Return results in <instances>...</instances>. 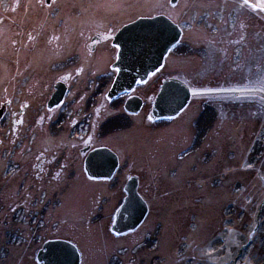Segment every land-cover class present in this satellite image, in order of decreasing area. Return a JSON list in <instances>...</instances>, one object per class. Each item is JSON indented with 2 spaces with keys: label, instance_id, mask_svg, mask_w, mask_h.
<instances>
[{
  "label": "rangeland",
  "instance_id": "obj_1",
  "mask_svg": "<svg viewBox=\"0 0 264 264\" xmlns=\"http://www.w3.org/2000/svg\"><path fill=\"white\" fill-rule=\"evenodd\" d=\"M169 1L0 0V104L9 101L0 122V264H38L55 236L77 247L79 264H264V0ZM159 14L182 34L145 90L173 76L190 88L188 104L159 123L143 113L119 119L96 135L120 157L114 178L78 176L61 192L34 158L42 143L30 148L26 125L12 121L15 77L40 72L27 61L58 17L67 50L80 45L89 63L87 43L102 32L113 63L119 29ZM129 175L148 211L118 236L111 226Z\"/></svg>",
  "mask_w": 264,
  "mask_h": 264
},
{
  "label": "flooded vegetation",
  "instance_id": "obj_2",
  "mask_svg": "<svg viewBox=\"0 0 264 264\" xmlns=\"http://www.w3.org/2000/svg\"><path fill=\"white\" fill-rule=\"evenodd\" d=\"M54 12L56 13V11ZM62 18L55 19L57 25L54 24L49 36L38 39L32 62L27 61L28 67L36 64L40 72L33 71L31 76L27 74L16 76L14 79L16 99L13 101L14 105H17V111L12 115V121L16 120L20 126L24 122L27 133L25 138L30 148L34 147L35 142L42 143L43 150L35 152V160H39L40 164L45 165V175L48 177V181L54 183L55 188L61 189V192H67L68 186L72 184L67 183L69 179H72L71 181L78 186V182H76L78 176L88 182L97 183L110 181L117 174L120 168L119 155L108 144L96 143V141L97 137L99 139L100 133L107 135L108 131L112 132L119 119L130 121L132 117L143 113L152 121H157L155 123L171 120L154 118L151 115V110L163 81L173 78V76L160 77L152 90H145V84L149 80L151 81V78H156L163 67L162 65L150 74L146 81H137L130 92L111 100L108 99L107 93L117 74V70L112 67L117 58V52L114 54L113 63L107 62L113 53L108 48L107 35L96 32L87 43V53L90 56L89 63L85 62L84 57L80 55V45L67 50L66 40L60 39V28L64 27ZM112 40L110 41L111 46L118 51V48L112 44ZM81 59H84V62L78 64ZM34 78L42 79V82L40 83ZM130 97H136L141 101V106L136 113H129L124 109V104ZM8 102V100L4 102L6 106L0 122L9 115L6 111ZM21 103L23 104L20 105ZM206 106L208 104H204V107ZM22 118H26V120L23 121ZM66 131H69L70 134L66 135ZM101 147L113 152L117 157L118 165L110 178H91L86 172L85 160L90 152ZM72 161H74L73 167ZM131 176L135 175H129V178ZM136 179L138 182L137 177ZM127 180L122 187L123 192ZM48 240L65 239L55 236Z\"/></svg>",
  "mask_w": 264,
  "mask_h": 264
},
{
  "label": "water",
  "instance_id": "obj_3",
  "mask_svg": "<svg viewBox=\"0 0 264 264\" xmlns=\"http://www.w3.org/2000/svg\"><path fill=\"white\" fill-rule=\"evenodd\" d=\"M176 1L170 0L169 3L173 5ZM181 34L179 25L163 14L139 17L123 25L112 40V44L118 48L117 58L112 65L117 74L107 98L114 99L130 92L137 81H146L150 74L162 67L166 55L178 44ZM189 100L190 89L185 84L173 78L165 79L155 96L151 115L154 118H175ZM140 106V99L130 97L124 109L136 113ZM4 109L3 104L0 107V118ZM117 165V157L103 147L90 152L85 160L89 177L97 179L110 178ZM137 185L135 176H131L125 184V197L115 213L111 227L116 235L137 229L147 214V204L138 194ZM36 261L39 264H79L80 255L77 247L67 240H47L37 252Z\"/></svg>",
  "mask_w": 264,
  "mask_h": 264
},
{
  "label": "snow or ice",
  "instance_id": "obj_4",
  "mask_svg": "<svg viewBox=\"0 0 264 264\" xmlns=\"http://www.w3.org/2000/svg\"><path fill=\"white\" fill-rule=\"evenodd\" d=\"M53 2H54V0H53ZM244 3L245 4H247L248 3V0H244ZM173 7H175L176 5L175 4H173L172 5ZM260 10L261 11H264V3H261V5H260ZM173 23H175V21H173ZM195 94V93H194ZM252 238V236H251V234L248 236V239H251ZM247 259V258H246Z\"/></svg>",
  "mask_w": 264,
  "mask_h": 264
},
{
  "label": "trees",
  "instance_id": "obj_5",
  "mask_svg": "<svg viewBox=\"0 0 264 264\" xmlns=\"http://www.w3.org/2000/svg\"><path fill=\"white\" fill-rule=\"evenodd\" d=\"M208 45V44H207ZM257 57V56H256ZM237 62V60L234 58L233 59V62L232 63H235V64H233V66H232V70H233V72H236L237 70H239L238 69V67L237 66H239V62L238 63H236Z\"/></svg>",
  "mask_w": 264,
  "mask_h": 264
}]
</instances>
